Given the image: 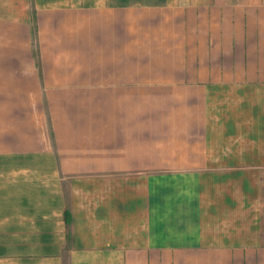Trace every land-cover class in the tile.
Wrapping results in <instances>:
<instances>
[{"label": "crops", "instance_id": "1", "mask_svg": "<svg viewBox=\"0 0 264 264\" xmlns=\"http://www.w3.org/2000/svg\"><path fill=\"white\" fill-rule=\"evenodd\" d=\"M0 264H264V0H0Z\"/></svg>", "mask_w": 264, "mask_h": 264}, {"label": "rangeland", "instance_id": "2", "mask_svg": "<svg viewBox=\"0 0 264 264\" xmlns=\"http://www.w3.org/2000/svg\"><path fill=\"white\" fill-rule=\"evenodd\" d=\"M143 26H144L143 24H139L138 32L144 33V29L142 28ZM139 37H141V35H139ZM142 42H144V41L142 40ZM143 51H145V50H143ZM124 52H126V51H124V49L122 48L121 53H124ZM139 53H141L140 50H139ZM128 60H129L128 57L121 58L118 56V62H122L121 64H118V67H117V69L119 70V72L117 71L118 73L130 74L131 72H133V73L137 74V72L139 73L140 71H142L144 73L145 69L147 68L148 62L152 60V57L145 55L143 52L142 55H138L135 58H130V60H132V62H130L132 65H127V63H125V62H128ZM157 62H155V63H157ZM89 63H91V65L88 64V67H90L89 69H92V70L98 69V71L100 72V68H102V65H99V67H98L97 65H92L93 64L92 61H90ZM152 68H153V62H152ZM95 73H96V71H95Z\"/></svg>", "mask_w": 264, "mask_h": 264}]
</instances>
